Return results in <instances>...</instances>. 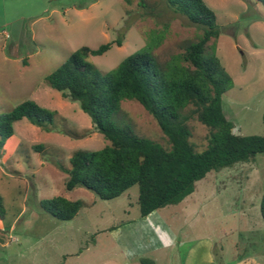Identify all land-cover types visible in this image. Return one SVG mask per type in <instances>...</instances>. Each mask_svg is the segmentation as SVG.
Returning <instances> with one entry per match:
<instances>
[{
	"label": "rangeland",
	"instance_id": "374dc122",
	"mask_svg": "<svg viewBox=\"0 0 264 264\" xmlns=\"http://www.w3.org/2000/svg\"><path fill=\"white\" fill-rule=\"evenodd\" d=\"M222 34L216 55L233 87L222 110L241 136H260L264 114V7L256 0H204ZM165 30L154 54L164 63L196 42L199 31L166 10L164 0H0V115L27 101L55 112L51 132L27 120L1 151L4 214L0 264H264V154L210 172L180 204L142 218L138 188L102 201L77 188L65 191L76 152L108 142L79 104L63 99L46 78L77 50L121 39V47L87 61L107 74ZM115 124L167 147L155 121L135 101H124ZM196 151L207 129L189 123ZM61 197L82 206L70 221L46 213L41 203Z\"/></svg>",
	"mask_w": 264,
	"mask_h": 264
},
{
	"label": "trees",
	"instance_id": "16d2710c",
	"mask_svg": "<svg viewBox=\"0 0 264 264\" xmlns=\"http://www.w3.org/2000/svg\"><path fill=\"white\" fill-rule=\"evenodd\" d=\"M264 7V0H256ZM167 11L199 31L196 42L164 63L154 52L165 39V30L149 35L146 45L125 58L113 71L102 74L87 60L100 57L121 39L99 46L83 47L46 78L47 85L63 99L79 104L93 129L108 145L95 152H76L70 158L64 189L93 193L102 201L120 197L138 188L142 218L167 206L180 204L193 194L195 184L210 172L238 163H248L264 154L263 133L241 136L222 110V97L233 87L216 55L222 31L214 12L204 0H164ZM124 101H135L155 121L167 147L138 137L131 128L119 126L113 117ZM55 112L27 101L0 115V158L6 142L14 135L13 125L27 120L51 132ZM196 121L207 129L206 147L196 151L189 126ZM82 204L61 197L41 203L42 209L60 221L72 220ZM264 223V194L260 203ZM4 204L0 195V221ZM140 264H154L141 259Z\"/></svg>",
	"mask_w": 264,
	"mask_h": 264
},
{
	"label": "crops",
	"instance_id": "0c3cea01",
	"mask_svg": "<svg viewBox=\"0 0 264 264\" xmlns=\"http://www.w3.org/2000/svg\"><path fill=\"white\" fill-rule=\"evenodd\" d=\"M0 230L3 232L5 229L3 228V226L1 225V221H0Z\"/></svg>",
	"mask_w": 264,
	"mask_h": 264
}]
</instances>
